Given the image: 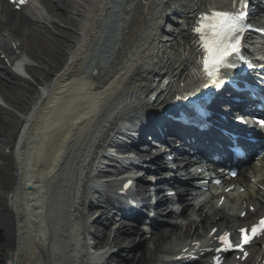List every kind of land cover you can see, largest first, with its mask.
Wrapping results in <instances>:
<instances>
[{"label":"bare ground","instance_id":"bare-ground-1","mask_svg":"<svg viewBox=\"0 0 264 264\" xmlns=\"http://www.w3.org/2000/svg\"><path fill=\"white\" fill-rule=\"evenodd\" d=\"M190 3L32 0L21 14L0 0V34L8 40L0 43L7 58L0 72V100L8 105H0V264H107L114 255L111 249L135 242L143 247L141 256L125 264H173L172 258L183 249L194 250L210 228L233 222L221 211L196 203L169 230L149 238L141 228L126 236L120 225L114 231L101 229L105 245L95 253L73 239L91 235L90 224L108 215L107 193L94 191L105 143L116 140L113 134L129 115L163 103V93L156 101L148 99L151 74H167L171 84L190 76L194 47L187 22L173 32L162 27L171 11L188 13ZM59 25L63 27L57 29ZM52 38L66 44L53 45ZM20 69L41 89L23 78ZM24 132L35 153L29 173H36L37 182L32 185L38 187V180L45 179L49 233L44 240L26 238L22 209L10 198L21 188L20 167L14 153L6 150L15 148V140L17 147L23 145ZM106 156L112 159L110 152ZM64 170L71 180L63 181ZM135 192L144 200L149 197L148 187Z\"/></svg>","mask_w":264,"mask_h":264},{"label":"snow or ice","instance_id":"snow-or-ice-1","mask_svg":"<svg viewBox=\"0 0 264 264\" xmlns=\"http://www.w3.org/2000/svg\"><path fill=\"white\" fill-rule=\"evenodd\" d=\"M237 2L238 0H232L233 8ZM239 3L243 5L244 0H239ZM242 17V11L213 10L210 13H201L197 23L193 26L192 32L197 37L198 47L203 54L201 65L203 69L202 78L207 82L205 87L215 84L222 85L226 82L223 70L236 67L235 64L230 63L229 58L238 52L237 35L241 32ZM258 122L264 126V120ZM258 227L261 232H264V218L260 220L259 226H252L250 234L248 230L241 228L242 242H249L257 233ZM227 235L221 236L220 240L224 241ZM228 245L229 247L232 246L230 239Z\"/></svg>","mask_w":264,"mask_h":264},{"label":"rangeland","instance_id":"rangeland-1","mask_svg":"<svg viewBox=\"0 0 264 264\" xmlns=\"http://www.w3.org/2000/svg\"><path fill=\"white\" fill-rule=\"evenodd\" d=\"M60 1H64V0H60ZM59 27V26H58ZM60 29V28H59ZM52 44L54 45V44H56V45H59V44H66V42L64 41V40H61V38H57V40L55 39V38H52ZM59 56V55H58ZM60 64H63L64 63V58H62V60H61V56H60ZM0 67H1V65H0ZM2 69L0 68V71H1ZM29 79H30V81H32V83L34 84V85H36L37 86V82L36 81H34L32 78H30V77H28ZM37 88H39V86H37ZM1 102V101H0ZM7 106V105H6ZM101 228L102 227H100L99 226V224H97V223H95V224H93L92 225V227H91V230L92 231H94V230H99V232L97 233V238L98 239H100V241L102 242V243H104L105 242V240H103L104 238L102 237L103 236V232L101 231ZM95 235H96V233H95ZM120 254H121V257H126L129 253H128V251H126V252H120ZM112 264H116V262H112Z\"/></svg>","mask_w":264,"mask_h":264}]
</instances>
